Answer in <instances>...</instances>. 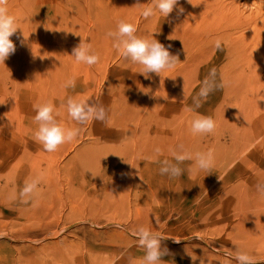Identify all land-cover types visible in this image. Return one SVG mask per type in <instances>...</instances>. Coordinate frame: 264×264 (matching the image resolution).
<instances>
[{
    "label": "rangeland",
    "instance_id": "1",
    "mask_svg": "<svg viewBox=\"0 0 264 264\" xmlns=\"http://www.w3.org/2000/svg\"><path fill=\"white\" fill-rule=\"evenodd\" d=\"M47 1L8 0L19 28L15 53L0 65V264H130L144 255L132 235L140 226L165 237L164 264H237V248L264 264V0H205L211 15L203 0H179L165 19L143 18L137 0H57L63 9ZM121 18L139 36L158 32L179 58L175 70L146 79L122 58L106 35ZM82 39L98 64L68 56ZM212 68L227 83L197 109L193 98ZM70 76L75 89L62 88ZM69 96L103 106L107 120L72 121L60 107ZM48 100L60 123L79 129L52 153L34 140L33 106ZM196 113L214 118L213 134H191ZM180 145L213 151L212 172L190 177L193 161H185L179 178L160 175L154 149L175 163ZM41 173L38 206L23 203L24 181Z\"/></svg>",
    "mask_w": 264,
    "mask_h": 264
},
{
    "label": "clouds",
    "instance_id": "2",
    "mask_svg": "<svg viewBox=\"0 0 264 264\" xmlns=\"http://www.w3.org/2000/svg\"><path fill=\"white\" fill-rule=\"evenodd\" d=\"M188 3L196 6L192 0H188ZM178 5L179 0H150L147 4H141L137 0L136 5L133 7H139L141 16L145 19L153 18L157 14L165 19ZM178 11L183 13L184 9L180 7ZM18 28L16 18L9 12L8 0H0V65H5V60L16 51V45L10 37L17 32ZM137 31L138 29L133 23L121 18L117 22L116 30L109 31L106 35L114 39L113 47L122 58L130 61L133 65L140 66L139 74L146 79L150 78V73H155L162 79V73L175 70L180 62L179 58L170 53V45L165 47L164 44L154 38L153 34L158 32H153L150 36H139ZM214 46L220 49L222 47L221 40L217 39ZM68 56L73 57L77 64H85L89 67L100 62V56L94 50L92 43L84 39L72 49L71 55ZM226 83L223 77L217 82V70L215 68L210 69L208 76L201 84L199 93L193 98L195 108L198 109L210 93L224 88ZM61 87L75 89L76 77L70 76ZM33 107L36 112L33 123L37 125L34 131V140L42 145L44 151L48 153L55 152L60 146L72 142L78 136V128L66 127L58 121L59 110L51 100L37 103ZM60 107L66 109L68 117L80 125L93 120L104 122L108 118V112L103 106H97L79 97H67L66 104H62ZM188 111L192 112L194 109L189 108ZM216 128L217 124L213 117L199 113L195 114L190 123V132L194 136L213 134ZM179 148V152L173 151L171 153L175 163L168 159L158 160V157L162 154L161 149L159 147L154 149L153 159L160 163V175H166L169 179L179 178L184 174L185 170L180 165L185 161H193L188 169L190 177L199 172L207 174L212 172L214 167L213 151L192 153L186 150L183 145H180ZM43 179L41 173L24 181V185L19 191V197L23 203L31 202L33 207L38 206L41 196L39 185ZM257 191L264 196V185H258ZM132 235L135 237L138 247L144 251V255L138 261H131L130 264H164L163 257L170 254L166 247H161V241L165 237L159 232H154L144 226L138 227L132 232ZM191 258L194 260L193 257ZM232 258L237 261V264H257L252 255L239 248H237Z\"/></svg>",
    "mask_w": 264,
    "mask_h": 264
},
{
    "label": "bare ground",
    "instance_id": "3",
    "mask_svg": "<svg viewBox=\"0 0 264 264\" xmlns=\"http://www.w3.org/2000/svg\"><path fill=\"white\" fill-rule=\"evenodd\" d=\"M41 1H42V0H41ZM46 1H47V0H46ZM67 1H68V0H67ZM142 1H143V0H141L140 3H141V4H145V2H142ZM185 1H186V0H185ZM203 1H205V0H203ZM210 1H211V0H210ZM212 1H214V0H212ZM212 1H211L210 3H212ZM47 2H48V1H47ZM60 2H61V1H60ZM121 2H122V1H121ZM181 2H182V1H181ZM186 2H187V1H186ZM193 2H194V1H193ZM198 2H199V1H198ZM224 2H225V1H224ZM224 2H223V3H224ZM64 3H65V2H63V3H57V0H53V2H51L50 8H53V7H54V8H55V7L58 8V7H59L60 9H63V8H64V7H63V4H64ZM122 3H123V2H122ZM200 3H201V2H200ZM205 3H206V1H205ZM207 3H208V2H207ZM207 3H206V5H207ZM220 3L222 4V1H221ZM220 3H218V5H219ZM229 3H230V2H229ZM229 3L224 4V6H226V8H227V5H228ZM47 4H48V3H44L43 6H48ZM133 4H134V3H133ZM193 4H194V3H193ZM196 4H197V3H196ZM203 4H204V2H203ZM203 4H202V5H203ZM215 4H217V3H215ZM231 4H232V3H231ZM234 4H235V3H234ZM234 4H233V5H234ZM134 5H135V4H134ZM187 5H188V4H187ZM213 5H214V4H213ZM236 5H237V4H235V9H236V12L238 13L237 8L239 9L240 7H238L239 5L236 7ZM74 6H75V5H74ZM122 6H123V5H122ZM203 6H205V4H204ZM208 6H209V5H207V8H204V7H203V8H204V9H207L208 11H210V9H208ZM210 6H212V5H210ZM220 6H221V5H220ZM220 6H219V7H220ZM230 6H231V5H230ZM230 6H229V7H230ZM48 7H49V6H48ZM190 7H192V5H191ZM229 7H228V8H229ZM135 8H136V7H135ZM195 8H196V7H195ZM203 8H202V9H203ZM212 8H213V7H212ZM221 8H222V6H221ZM136 9H137V8H136ZM178 9H179V7H178ZM217 9H218V6H217V8L215 7V9H214V10L217 11L215 14H219V12H220V11L217 10ZM223 9H225V8L223 7ZM233 9H234V7H233ZM235 9H234V12H233V13L237 14V13L235 12ZM240 9H241V8H240ZM240 9H239V10H240ZM55 10H56V9H55ZM57 10L59 11V9H57ZM193 10H194V9H193ZM207 10H205V11H207ZM243 10H244V9H243ZM198 11H199V10H198ZM208 11H207V13H208ZM221 11H222V10H221ZM211 12H212V11H210L208 14L211 15V14H212ZM214 12H215V11H214ZM225 12L228 14V11H225ZM229 12H230V9H229ZM195 13H198V12L195 11ZM207 13H203V14L207 15ZM233 13H232V14H233ZM240 13H242L241 10H240ZM203 14H202L201 16H204ZM213 14H214V13H213ZM221 14H222V12H221ZM224 14H225V13H224ZM232 14H231V15H232ZM186 15H187V14H186ZM191 15H192V14H191ZM196 15H199V13L196 14ZM228 15H229V14H228ZM231 15H230V16H231ZM188 16H190V15H188ZM212 16H213V15H212ZM217 16H218V15H217ZM221 16H222V15H221ZM221 16H220V17H221ZM223 16H224V15H223ZM223 16H222V17H223ZM230 16H228V17L230 18ZM237 16H238V14H237ZM209 17H210V16H209ZM214 17H215V16H214ZM214 17H211V19L214 18ZM222 17H221V18H222ZM226 17H227V16H226ZM228 17H227V18H228ZM240 17H241V16H240ZM200 18H202V17H200ZM204 18H205V16H204ZM206 18H207V16H206ZM215 19H216V18H215ZM218 19H219V16H218ZM235 19H236V18H235ZM235 19H234V20H235ZM202 20H204V19H202ZM232 20H233V19H232ZM237 20H239V19H237ZM237 20H235V21H237ZM151 21H152V19H151ZM199 21H200V20L198 19L197 22L199 23ZM211 21H212V20H211ZM211 21H210V22H211ZM220 21H221V20H220ZM226 21H228V19H227ZM147 22H148V21H147ZM183 22H184V21H183ZM201 22H202V21H201ZM204 22H205V21H204ZM204 22H202V23H204ZM214 22H215V20H214ZM214 22H213V23H214ZM216 22H217V21H216ZM222 22H223V21H222ZM232 22H233V21H232ZM162 23H163V22H162ZM228 23H229V22H227V24H228ZM148 24H149V23H148ZM148 24H147V25H148ZM174 24H175V23H174ZM179 24H180V23H179ZM179 24H178V25H179ZM190 24H191V23H190ZM195 24H196V23H195ZM199 24H201V23H199ZM215 24H216V23H215ZM220 24H221V23H220ZM225 24H226V23H224V25H225ZM171 25H172V24H171ZM171 25H170V26H171ZM180 25H182V23H181ZM201 25H202V24H201ZM201 25H200V26H201ZM203 25H204V24H203ZM229 25H230V24H229ZM145 26H146V25H145ZM166 26H168V25L166 24L165 27H166ZM176 26H177V25H176ZM210 26H211V25H210ZM214 26H215V25H213V28H214ZM226 26H228V25H226ZM226 26H225V27H226ZM148 27H149V26H148ZM165 27H164V28H165ZM172 27H173V26H172ZM177 27H178V26H177ZM184 27H185V26H184ZM202 27H203V26H202ZM202 27H201V28H202ZM208 27H209V26H208ZM146 28H147V27H146ZM169 28H170V27H169ZM198 28H199V26H198ZM205 28H206V27H205ZM213 28H212V26H211L210 30H212ZM220 28H221V27H220ZM172 29H173V28H171L170 31H171ZM186 29L188 30V26H187ZM189 29H190V28H189ZM228 29H230V28L228 27ZM146 30H147V29H146ZM187 30H186V31H187ZM198 30H199V29H198ZM206 30L208 31V28H206ZM210 30H209V32H210ZM213 30H214V29H213ZM224 30H225V29H224ZM226 30H227V29H226ZM172 31H173V30H172ZM183 31H184V30H183ZM201 31H202V30H201ZM201 31L199 30V32H201ZM204 31H205V29H204ZM207 31H205L204 33H206ZM215 31H216V30H214V33H215ZM148 32H149V31H148ZM190 32H191V29H190ZM145 33H147V32H145ZM145 33H144V34H145ZM168 33H169V32H168ZM183 33H184V32H183ZM188 33H189V32H188ZM185 34H186V33H185ZM185 34H184V35H185ZM184 35H183V36H184ZM186 35H187V34H186ZM186 35H185L184 39L186 38ZM191 35H192V33H191ZM199 35H200V34H199ZM216 35H217V32H216ZM142 36H143V34H142ZM145 36H146V35H145ZM173 36H175V35H173ZM183 36H182V37H183ZM224 36H225V35H224ZM168 37H169V35H168ZM187 37H188V36H187ZM216 37H217V36H216ZM200 38H201V37H200ZM186 39H187V38H186ZM200 44H201V43H200ZM236 44H237V43H236ZM239 44H240V43H239ZM231 45H232V44H231ZM237 45H238V44H237ZM241 45H242V44H241ZM242 46H243V45H242ZM206 48H207V47H206ZM206 48H205V49H206ZM213 48H214V47H213ZM225 48H226V47H225ZM225 48H224V49H225ZM211 49H212V48H211ZM229 49H230V48H229ZM243 49H244V48H243ZM207 50L210 52L209 48H207ZM226 50H227V49H226ZM231 50H232V49H231ZM251 50L255 51V48L253 47V48H251ZM211 51H212V50H211ZM228 51H229V50H228ZM228 51H226V52H228ZM239 51H240V50H239ZM226 52H225V53H226ZM239 54H240V53H239ZM200 55L202 56V55H204V54H200ZM192 57H193V56H192ZM199 62H201V61H199ZM196 66H197V65H196ZM190 67H191V66H190ZM228 68H229V67H228ZM238 71H239V70H238ZM238 73H239V72H238ZM236 74H237V73H236ZM233 85H234V84H233Z\"/></svg>",
    "mask_w": 264,
    "mask_h": 264
}]
</instances>
